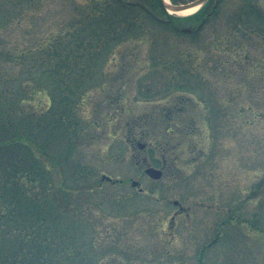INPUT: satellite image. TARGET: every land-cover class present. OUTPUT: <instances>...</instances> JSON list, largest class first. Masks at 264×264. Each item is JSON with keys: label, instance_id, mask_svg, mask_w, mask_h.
Listing matches in <instances>:
<instances>
[{"label": "rangeland", "instance_id": "1", "mask_svg": "<svg viewBox=\"0 0 264 264\" xmlns=\"http://www.w3.org/2000/svg\"><path fill=\"white\" fill-rule=\"evenodd\" d=\"M106 1L0 0V115L20 104L22 128L37 119L52 164L37 189L53 204L41 208L63 215L73 242L58 264H264V35L233 26L240 0L195 35L172 27L193 28L191 13L124 0L142 7L107 49L78 24ZM21 238H0L11 260Z\"/></svg>", "mask_w": 264, "mask_h": 264}, {"label": "trees", "instance_id": "2", "mask_svg": "<svg viewBox=\"0 0 264 264\" xmlns=\"http://www.w3.org/2000/svg\"><path fill=\"white\" fill-rule=\"evenodd\" d=\"M173 1L175 3L183 2L182 0ZM210 1L199 11L186 18L194 20L196 25L193 28L178 29L175 25L172 27L186 34H197L199 29L208 23L212 17L218 16L221 12V3L224 0H219L214 4H209ZM139 7L142 5L129 4L122 0H109L95 6L93 12L79 20L78 24H83L82 30L94 27L90 36L91 41H100L103 45L107 44L106 48L108 49L112 43L124 40L129 35V31L132 32V27L135 26L133 20L137 19L135 13ZM239 7L240 17L233 26L236 28L244 27L246 30L257 31L264 35V0H240ZM143 10L146 12V9L143 8ZM175 18V16L170 15L169 19L163 23L171 25ZM62 34L71 36V39L76 38L80 40V43L87 40L73 32H62ZM62 34H58V36H63ZM77 49L80 48L77 47ZM90 49L94 50L95 48L90 46ZM21 55L23 54H16V58L21 57ZM62 55L65 60L70 57V52L67 51ZM58 67H68V64L63 62ZM52 72L53 70H48L43 73V76L47 81L51 80L56 85L57 80L51 79L53 78ZM56 89L61 91V87ZM53 95L57 99L59 94L54 92ZM66 97L69 100L64 98L60 99V102L64 101L69 106V103L74 100H72L73 97ZM5 99L7 100V98ZM19 107L20 104H17L15 108L13 107L14 109L12 108V113H7L5 116L0 115V238H6L13 229L24 238H21L22 241L17 246L15 256L19 259L15 260H11L12 256L5 252V240L0 239V264H20L19 262L22 264H58L60 262L59 255L64 251V248L73 245V242H69L65 237L67 229L62 226V220H65L63 215L55 214V220H50L42 211L41 203L51 206L53 202H51L52 200L44 201L46 198L40 195L37 185L42 179L44 170L51 168L52 164L44 162L42 165L40 160V153L43 148L36 140L38 126L34 125L37 121L35 115H32L33 118H29L34 123L30 127L24 126L22 128L23 120L27 121L28 117L24 113L25 107H22L21 110ZM0 110H2V106ZM66 110L65 108L64 111L66 112ZM19 113L24 114L27 118H12V115L21 117ZM67 116L63 115V119L67 120ZM47 126L49 127L46 130L51 134L58 123ZM68 132L69 129L67 128L62 131L64 134ZM21 148L28 153V159L25 161L19 153ZM27 183L29 187L31 186L30 188H28ZM11 188L15 189V193L11 192ZM56 258L58 259L56 260Z\"/></svg>", "mask_w": 264, "mask_h": 264}, {"label": "water", "instance_id": "3", "mask_svg": "<svg viewBox=\"0 0 264 264\" xmlns=\"http://www.w3.org/2000/svg\"><path fill=\"white\" fill-rule=\"evenodd\" d=\"M209 0H192L189 1L187 3H182V4H177V3H173L172 1H170L169 3H167L165 0H162L163 2V6L165 7V9L169 12H171L170 10L174 11L173 13H177L180 10H184V9H189V8H193V7H197V10H199L201 7H203ZM195 10V11H197ZM194 11V12H195ZM140 148H144L146 146L145 143L140 142L139 143ZM146 172L156 178L159 179L162 177L163 175V170L154 166H148L146 168ZM103 179L106 180H112V177L108 176V175H103L102 176ZM132 184L134 186H138L140 184V182L138 180H133ZM178 201H176L177 203ZM99 264H104V263H99Z\"/></svg>", "mask_w": 264, "mask_h": 264}, {"label": "bare ground", "instance_id": "4", "mask_svg": "<svg viewBox=\"0 0 264 264\" xmlns=\"http://www.w3.org/2000/svg\"><path fill=\"white\" fill-rule=\"evenodd\" d=\"M167 3L170 2V0H165ZM195 10H197V7H193V8H189V9H184V10H180L177 13L178 14H190L192 12H194ZM171 12H174L172 10H170Z\"/></svg>", "mask_w": 264, "mask_h": 264}]
</instances>
